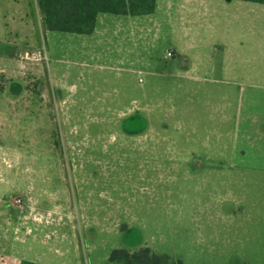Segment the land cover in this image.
Segmentation results:
<instances>
[{
    "label": "rangeland",
    "instance_id": "374dc122",
    "mask_svg": "<svg viewBox=\"0 0 264 264\" xmlns=\"http://www.w3.org/2000/svg\"><path fill=\"white\" fill-rule=\"evenodd\" d=\"M260 7L159 0L151 15L101 14L91 35H41L7 8L0 264H122L115 250L142 248L264 264V169L232 167L238 97L220 70L227 29L250 39L236 30L263 26Z\"/></svg>",
    "mask_w": 264,
    "mask_h": 264
},
{
    "label": "crops",
    "instance_id": "0c3cea01",
    "mask_svg": "<svg viewBox=\"0 0 264 264\" xmlns=\"http://www.w3.org/2000/svg\"><path fill=\"white\" fill-rule=\"evenodd\" d=\"M233 1L226 2L231 3ZM7 8L13 10L11 13L13 17L14 15L17 16L19 24L26 19L29 22L27 27L29 24H34V28H36L37 24V31L41 33V35L47 31L43 26L38 0H0V11L2 12L1 15L4 17V20H0V26L5 27L0 29V32L1 30H6L8 27L6 14H8L9 11L7 12ZM262 13H264V7H260L259 9V15ZM100 16L101 14L98 16V19ZM143 27L144 26H142V28ZM239 28H237L236 32L249 31L252 33L249 34L250 39H242L241 34H237L231 38L229 33L231 30H234V27H230L227 29L228 34L223 38L222 46L220 47V52L222 53L220 59L222 81H224L225 86H232L234 88V93L238 97L236 108L238 117L236 120V129L232 138V167L263 170L264 25ZM25 30L21 27L16 29L15 32L17 34L20 32L28 33L27 30ZM7 31L9 30L7 29ZM217 50H219L218 46H214L209 61L210 65H213V62L215 65H219V63L214 60ZM246 67H248V72L244 71ZM215 68L217 67L211 66L208 69L213 71ZM224 93H226V91ZM224 95L226 96V94Z\"/></svg>",
    "mask_w": 264,
    "mask_h": 264
},
{
    "label": "trees",
    "instance_id": "16d2710c",
    "mask_svg": "<svg viewBox=\"0 0 264 264\" xmlns=\"http://www.w3.org/2000/svg\"><path fill=\"white\" fill-rule=\"evenodd\" d=\"M241 1L264 5V0ZM38 4L45 30L91 35L95 31L100 14L151 15L156 12L158 0H38ZM111 260L122 264H182L167 254H159L149 248L134 252L115 250Z\"/></svg>",
    "mask_w": 264,
    "mask_h": 264
},
{
    "label": "built area",
    "instance_id": "2783aa9c",
    "mask_svg": "<svg viewBox=\"0 0 264 264\" xmlns=\"http://www.w3.org/2000/svg\"><path fill=\"white\" fill-rule=\"evenodd\" d=\"M37 54H38V53H37ZM39 55H40V53H39ZM170 55H171V54L169 53V56H170ZM21 57H22L23 60H33L34 55H33L32 53L25 52L24 54L21 55Z\"/></svg>",
    "mask_w": 264,
    "mask_h": 264
}]
</instances>
